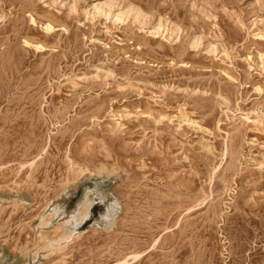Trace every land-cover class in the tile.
I'll list each match as a JSON object with an SVG mask.
<instances>
[{
  "label": "rangeland",
  "instance_id": "rangeland-1",
  "mask_svg": "<svg viewBox=\"0 0 264 264\" xmlns=\"http://www.w3.org/2000/svg\"><path fill=\"white\" fill-rule=\"evenodd\" d=\"M263 54L264 0H0V264H264Z\"/></svg>",
  "mask_w": 264,
  "mask_h": 264
},
{
  "label": "bare ground",
  "instance_id": "bare-ground-1",
  "mask_svg": "<svg viewBox=\"0 0 264 264\" xmlns=\"http://www.w3.org/2000/svg\"><path fill=\"white\" fill-rule=\"evenodd\" d=\"M97 5H98V4H97ZM97 5H96V6H97ZM102 5H103V4L99 5L98 7L95 6V8H96L100 13L104 12V14H106L107 12H106L105 10H103V8L100 7V6H102ZM103 6H104V5H103ZM106 6H107V5H106ZM104 7H105V6H104ZM96 9H95V10H96ZM108 14H109V13H108ZM121 16H123V13H119V14H117V19H120ZM51 28H52V26H51L50 24H48L46 29H47L48 31H50ZM52 30H53V29H52ZM38 46H39V45H38ZM39 47H40V46H39ZM41 48H42V47H41ZM261 59H262V61H263V63H264V54L261 56ZM179 123H180V122H179ZM84 219H86V217H85ZM42 220H44V219H42ZM84 221H85V220H84ZM68 238H69V237H68ZM63 239H64V238H63ZM51 244H52V243H51ZM60 244H61V243H60ZM53 245H54V244H53ZM53 245H52V247H53ZM58 245H59V244H58ZM52 247H51V248H52ZM59 247H60V246H59ZM43 249H44V248H43ZM45 249H47V248H45Z\"/></svg>",
  "mask_w": 264,
  "mask_h": 264
}]
</instances>
